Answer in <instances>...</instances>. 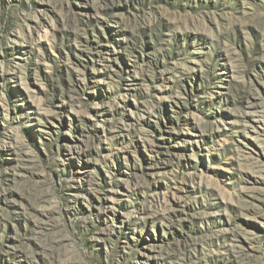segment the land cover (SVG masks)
I'll return each instance as SVG.
<instances>
[{
    "label": "rangeland",
    "instance_id": "374dc122",
    "mask_svg": "<svg viewBox=\"0 0 264 264\" xmlns=\"http://www.w3.org/2000/svg\"><path fill=\"white\" fill-rule=\"evenodd\" d=\"M0 264H264V0H0Z\"/></svg>",
    "mask_w": 264,
    "mask_h": 264
}]
</instances>
